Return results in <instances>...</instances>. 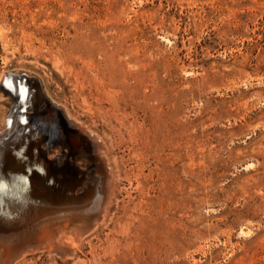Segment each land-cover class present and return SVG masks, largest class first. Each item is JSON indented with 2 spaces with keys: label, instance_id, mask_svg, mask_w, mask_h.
I'll return each mask as SVG.
<instances>
[{
  "label": "rangeland",
  "instance_id": "374dc122",
  "mask_svg": "<svg viewBox=\"0 0 264 264\" xmlns=\"http://www.w3.org/2000/svg\"><path fill=\"white\" fill-rule=\"evenodd\" d=\"M10 72L61 120L48 155L77 133L73 159L100 143L112 180L68 252L0 264H264V0H0V86Z\"/></svg>",
  "mask_w": 264,
  "mask_h": 264
},
{
  "label": "bare ground",
  "instance_id": "6f19581e",
  "mask_svg": "<svg viewBox=\"0 0 264 264\" xmlns=\"http://www.w3.org/2000/svg\"><path fill=\"white\" fill-rule=\"evenodd\" d=\"M0 88L8 89L15 96L19 112L17 115L15 111H6V107L0 108V259L12 263L26 251L32 253L38 248L50 247V240H55L61 251L68 252L60 239L72 243L84 237L93 223L96 222L95 226L99 224L108 196L106 181L111 179L108 164L103 158L107 155L106 148L95 142L93 149L98 152L103 148L105 152L98 153L101 162L89 154L93 160L85 167L73 159L83 140L80 141L77 133H67L70 155L51 158L47 147L42 144L59 128L61 120L49 108L43 112L39 110L40 103L46 99L39 79L26 73L10 72L2 80ZM31 107L33 112L28 113ZM38 116L48 121L50 126L48 134L41 137L35 136L34 120ZM40 153L53 162L43 166ZM59 166L68 175H76L78 179L81 176L73 190L63 186L51 189L50 182L36 170L27 174L32 168L46 169L52 174ZM29 177H32L30 185L38 186V190L26 189Z\"/></svg>",
  "mask_w": 264,
  "mask_h": 264
},
{
  "label": "water",
  "instance_id": "95a60500",
  "mask_svg": "<svg viewBox=\"0 0 264 264\" xmlns=\"http://www.w3.org/2000/svg\"><path fill=\"white\" fill-rule=\"evenodd\" d=\"M39 157H40L39 159H42V161L44 162L43 166H44V164L46 166H48L49 163L53 162V161H50V158H48L47 155L41 154V155H39ZM35 170L38 171L40 175L44 176L45 179H47L50 182L51 189L52 188L53 189H60V187H58V186H63V187H68V189H70V191H71V190H73L75 184L77 183L78 177H76V175H68L66 172H64V169H62L61 166H59V169L54 170L52 172V174L50 173V171H48L46 169L39 170L38 168L37 169L32 168V169H29L28 172L27 171L26 172H27V174H32V172H34ZM80 173H82V170H80ZM79 179H81V176ZM28 182H29V187H27L26 189H28L30 191H32V188H36L37 190L39 189L38 186L33 187L32 185H30L32 182V177L28 178Z\"/></svg>",
  "mask_w": 264,
  "mask_h": 264
}]
</instances>
